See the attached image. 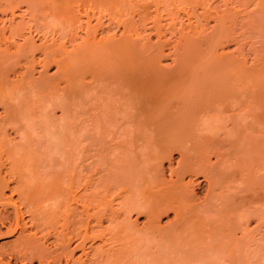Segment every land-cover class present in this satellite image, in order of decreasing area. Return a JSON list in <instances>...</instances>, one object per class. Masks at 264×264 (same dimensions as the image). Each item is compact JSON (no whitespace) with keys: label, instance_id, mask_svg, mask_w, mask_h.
<instances>
[{"label":"bare ground","instance_id":"6f19581e","mask_svg":"<svg viewBox=\"0 0 264 264\" xmlns=\"http://www.w3.org/2000/svg\"><path fill=\"white\" fill-rule=\"evenodd\" d=\"M218 1H220L221 3ZM218 1L214 3V1H211V0L210 1L209 0H183L182 2H184V5H182L181 2L177 3L178 0H154V1L151 0L149 2L147 0H144V1L143 0L142 1L141 0H0V6H5V8H10L12 10V12H11L12 15L14 14L13 8L20 6L21 3L25 2L27 4V5L24 4L26 6L25 8H27L28 11L31 12V14L33 12H35V14H37L39 17L41 16L40 18L43 17V19H45V21H47L46 17L49 14V16L51 15V16L55 17L56 19H58V21L60 20L59 22H61L62 24L64 23L65 26L69 25V27H71L70 25H72V24L78 23L79 27L81 26V28L82 27L84 28V34H85L82 36V38L79 42H76L77 43L76 45H73L72 48L69 47L70 49L67 48L68 46H67L66 42H67V40H69L70 42H73V41L75 42V37H73V36H75V32L72 30H71L72 34L70 35V37L68 39L65 38L66 39L65 41L57 42L56 39L53 38L51 41L46 40V41H43L40 45L39 44L37 45V44H35L36 42H34V39H33V41H32V39L29 40V38H30L29 37L25 40L23 39V41L20 44H16L15 49H13V51L10 50V46L12 45V43L7 44L6 45L7 47L4 45L6 47V49H3L0 52V105L3 107L2 113H4V115L2 114L3 117L0 118V133L2 130H4L6 128V125H8L7 123L10 124L12 122H15L16 120L21 118V116L25 117V114L23 116L24 112L23 113L20 112L17 109V105L15 106L14 103L12 104L8 100L11 96L14 97V95L10 91H12L14 89L16 90L17 88H19V85H17L15 83L16 81L14 82V80L10 78L12 75L13 76L14 75L20 76V74H21V76L20 77L18 76V77H19L21 83L23 84V85L22 84H20V85H22L23 87L28 85L31 87V90L34 89V91H36V92L39 90L41 91V89H39V88L42 87V88H45L48 91V93L51 94L50 96H52L54 94V95H57L58 97L59 96L62 97V100L67 99L70 101L74 98L79 97L80 94L82 93V91H83L82 89H84L82 86V84L84 82L83 76L86 73L90 72V74L92 73V75H97V76H99V78L103 77L104 80L108 81L106 87L109 86L107 88L108 89L107 90L106 87L104 86L105 83H103V85H101L103 90L105 92L107 90V93L110 95L111 99H113V94L118 95V98L120 99L121 103L124 105L123 109L125 108V111H126L125 114L128 115L126 117L127 120H128V117L130 116L131 121L133 120V122L135 123V127L134 128L131 127L129 129V131H132L135 133L136 130L139 129V131H140L139 133H141V134L143 133L142 134L143 136L140 134L136 135V133H135V136H137V139L135 136H134L135 137L134 138L133 135L132 136L130 135L129 140H131V137H132V140L134 138L137 142H139L141 139L142 144H140L138 146L141 147V145L144 144V147L145 148L147 147L146 150L143 152V155H142L143 157L140 156L141 161H137L139 159L134 157V156L128 157L130 159V162L128 163V165L125 166L124 170H122L123 169L122 167H120V168H122L121 171H120V169L118 171L116 170L117 171L116 174L118 177H120L118 172L120 171V173H121L120 174L121 177L118 178V180L112 181L110 178L111 181H109V180H107L108 178L107 179L105 178L107 181L106 180H104V181L108 182L107 184L105 182L106 188H104L105 184L102 183L103 181L100 182L102 184V187L105 189L103 194L108 195V193L109 194H110V192L114 193V191L118 192L117 194H120V195L122 192L125 193L126 195H124V196H126V197L125 198L123 197L122 198L123 201H121V202H123L122 206L125 207L127 212L129 210L131 212V211H133V209H135V212L137 210L138 214H139V212L140 213L143 212L144 215H147L146 217H148V218H146V220L147 219L149 220L148 221L149 224L145 223L146 225L144 224L143 227L145 228L148 226L147 227V228H149L148 232L146 231L147 228L145 229V232L150 233L151 236H152L153 232H156L158 230V227H156L157 224H155V223H156L157 218L161 215L162 210H166V214H167L168 213L167 210L170 211L172 209V211L174 210L173 212L176 213L175 214L176 217H179V218L184 217V219L183 218L178 219V222L181 220L179 222L180 225L183 224V226H180L178 224V226H180L179 228L182 231L184 230L183 231L184 233L182 232L183 237L180 235L176 236V235L171 234V235H166L167 238H165L166 236L163 238H165L166 241L171 242V243L168 242V245H167V250H169L168 251L169 253L172 252L173 254L175 253V255L181 254V253H183V251H185L186 253H190V255H192V257L189 256L190 258L186 259V260H192V258L195 257V256H193V254H194L193 252H195V251L194 250L192 251L193 248H191V247H190L191 249H189L188 246L186 247L188 249V251H186L187 250L186 248H185L186 250L185 249L183 250V248L180 246V241L182 239L185 240L186 238L189 239L190 241H192L191 239H193V237H195L198 234V231L201 229V227L198 225V227L196 226L197 229H195L191 225V223L192 224L195 223L194 216L191 215V214H193L192 212H195V213H198V212H196L197 207L191 206L193 203V201L191 199L192 198L191 196L193 193L191 194V192H189L190 190L186 189L187 187L189 188L191 186H188V183L186 182L187 180L185 181V177L188 176L187 174H193V175L197 176L200 172L203 173L204 176H206L208 178L207 180H209V187H210V190H209V187H208V190L206 188V191H209V192H207V196H206L205 200H203V202H205V201L206 202L203 204L207 205V207L209 205L208 209H210V208H216L217 207L216 204L219 203L220 205L218 204V207H217L219 209V214L223 213V211H226V210H223L221 207L224 208V206L228 203L227 199H226V196H228V194L225 195V193L222 190L226 186L228 181H230V180L233 181V179H234V176H233L234 173H232L233 175H231L229 168H231V169L236 168L237 169L240 167L238 164L241 163V160L239 162L235 161V162H238V164L236 163L238 167H236L235 162H234V166H231V164L228 162V158L232 157V155H238L241 152L243 154L245 153V152H243V147L241 144L242 142H239L240 141L239 139H241V138L238 139L239 141L238 140L236 141L235 137H233L234 133H235L234 129H236V126H238V128L244 127V128H248V129L250 127L251 131H253V129H252L253 125L252 124H254V123H252L253 121H251L252 124H251V126H249L250 123L247 125L246 123H243L241 119L235 120V117L233 118V115L235 113L236 118H238L239 114L240 115L243 114L244 111H247L248 114L250 113L251 115H258V116L264 115V111H262L261 109L258 110L259 104L261 105L260 102L264 103V101H261V100H264V89H262V87H261L262 81H264V59H262V61H261V59L258 58V61H261L262 63L255 61L254 65H257L255 67L258 68L259 71L255 70V69L251 70L245 66L242 59L239 58L240 56L238 57L234 52L229 51V49H228V51L226 49H224L225 44H227L230 41H232L233 43L235 42V44H238L239 43L238 40L240 39V37H242V35H241L242 32H244L243 34L245 35L246 31L248 33V31L251 32L253 30L255 32L256 30H254V29L249 30L246 27V25L243 26L245 21H243V24L241 25V27L242 26L244 28L246 27L245 31H242L243 27H242V29L239 28V23H237V16L241 17L240 13L242 11H239L240 8L242 7L241 5H240V7L238 5V8L235 5L236 7L235 6L234 7L236 9L231 5V7L233 9H235V10H233V9H230L229 7L223 8L225 5H226V7L228 6V3H226V2H228V0L227 1L224 0V3H222V0H218ZM242 1L244 2V0H242ZM260 1H264V0H260ZM260 1H258V0L255 1V4H256V2H257V5L258 4L260 5V3L262 4V2H260ZM73 2H77V4H78V5L76 4L77 6H79L80 4H83L84 6L85 5L89 6V8L92 7L93 12L99 13L98 17H96V20L94 21L95 23H92V21L90 20L92 17L89 19L91 14L89 13L90 12L89 9H88L89 11L85 9L86 7L84 8L85 9L84 13H85V16L87 17V19L85 22L83 21L85 24L80 22V20H81L80 18H82L80 16L83 15L84 13L80 15L78 7L76 9L73 8V6H74ZM230 2L232 4V1H229V4H230ZM250 2H252V0H247L244 3H246V4L248 3V5H249ZM223 4H224V6L221 7ZM253 4H254V0H253ZM170 5H173V6L169 7ZM79 7H81V6H79ZM256 7H258L257 9L254 7L257 11L256 14L258 13V15H259L257 17L260 18V19L256 18V19L260 20L258 22L259 25H257V27H264V25H262V23H264V20H261L262 18H264V15H262V11H261V13H260V11L258 12V10H260L262 7H264V5H262V7L261 6L260 7L256 6ZM242 10H244V9H242ZM261 10H264V8H262ZM81 11H83V10L81 9ZM87 11L90 15H88L86 13ZM29 12H27V13H29ZM245 12H247V10H244V12H242V13H244L243 14L244 17L241 19L242 20L243 19L244 20L249 19L247 25L249 24L250 27L252 26V24H256L254 22L255 17L252 15V13L248 12L250 14V15H248V13L246 14ZM24 13H23V15H24ZM101 15L106 16L105 18H106L108 24L105 22L107 24V26H104V27H106V29L105 30L102 29L104 33H101L102 32L101 31L100 32L101 35L99 36L97 34L99 32L97 28L99 26H101L104 22V21H102L103 17L101 18ZM182 15L187 16V20H188L187 22H184V20L182 21V19H180ZM261 15H262V17H260ZM247 17H249V18H247ZM94 18H95V16H94ZM176 18H179V21H177ZM212 18L214 19L213 24H211L212 26L210 29H207L206 25L210 22V20H212ZM11 19H12V16H11ZM31 20H32V18H31ZM23 22L25 23L26 21L23 20ZM23 22L10 23V25L8 27L3 26L4 27L2 29L3 32L0 33L1 34L0 40L10 39V37L7 36L8 34L6 35V31H9V35H14V34H20L21 35V34H23L22 30L24 29V27H26L25 26L26 23L24 24ZM3 24H5V23H3ZM113 24L118 29H120L119 35L116 34L117 29H114V27L111 26ZM234 24H236L238 27L235 26ZM110 26L113 27L114 32L111 31L112 28L110 29ZM79 27H78V30H79ZM71 29H72V27H71ZM109 30L112 33H108ZM45 31H46V29H45ZM238 31L240 32V34H238L239 33ZM257 32L258 31H256L255 33H257ZM262 33H264V32H262ZM168 34H170L169 35L170 37H168ZM46 35H47V33H46ZM153 35L156 37V39H154V40H153ZM239 35H241V36H239ZM171 36H176V37L173 40L171 38ZM254 36L257 37V35H254ZM37 38H38V36H37ZM251 40H252V38H251ZM252 41L254 42L257 40H252ZM10 42H12V41H10ZM173 42H174V44L171 45V43H173ZM13 43H15V42H13ZM241 44H244V43H241ZM259 44H256V45L258 46ZM169 45H171L170 47L173 46L174 50L173 49L172 50L174 51V53H177L176 54V56H177L176 62L177 63L174 64V66H176L175 70L173 67H172L173 69L172 68L170 69L171 66L169 68H167L168 70L170 69L171 71L174 70L173 72H170V73L166 70L165 67L167 65L165 66V63H164L165 70H164V68H162V65H161V61L163 60V57L165 58V56H166L165 48ZM256 45H254V46L256 47ZM261 45H262V43H261ZM260 46H258V48ZM261 51L264 52V49H262ZM254 52H255V49H254ZM254 52H253L252 57L256 56V54L254 55ZM38 53L41 54L42 57L38 58V56H37ZM37 63L39 65L41 64L43 66V69H45L44 70L45 72H46V68L48 69L47 66H49L51 63H53L57 67V73L53 77L50 78V77H47L44 74L45 73L44 72L40 75V77L35 78L33 76V71H34ZM20 66H22L23 69ZM260 66H262V67L260 68ZM18 67L21 70L20 74H17V72L20 71V70H18ZM55 72H56V70H55ZM52 75H53V73H52ZM85 77H86V75H85ZM61 83H63L62 86H61ZM97 83H99V81ZM84 84H85V82H84ZM111 85H112V87H111ZM245 85H247L248 87H246ZM245 87L247 88V90L245 89ZM99 88H100V85H99ZM242 88H244L245 90H243ZM85 90H87V89H85ZM241 91L242 92L246 91V93L248 94V97H247L248 99L245 97L246 93L245 92L242 93ZM42 92H43V89H42ZM40 93L41 92H39L37 94L39 95ZM37 94H35V95H37ZM42 95L45 96L44 94H42ZM91 95H92V93H91ZM40 96H41V94H40ZM104 96L105 95H103V97ZM242 96H243V98H242ZM107 97H109V96L107 95ZM107 97H104V98L107 99ZM238 97H239V99H238ZM38 98H39L38 100L35 99L36 102L37 101L39 102V100L41 98H44V97L41 96V98H40L38 96ZM91 98H92V96H91ZM249 98H251V101L253 102V104L251 101H250L251 104L247 103V102H249L248 100H250ZM10 99H12V97ZM13 99H15V97ZM242 99H245L247 102L244 100H243L244 101L243 102ZM19 100H20V98H19ZM67 100H66V103H67ZM24 101H25V99H24ZM27 101L29 102V100H27ZM257 102L259 104L256 105ZM24 103H26V102H24ZM63 103L65 104V102L62 101V104ZM240 103L245 104V106L248 110H245V108H244L245 106L243 107V105H241ZM62 104H61V106H62ZM122 104L118 103L117 106H119V108L122 109L121 108ZM21 105H22V103H21ZM240 105H241V110H244V111L241 113H238V115H237V112H235L234 110H236V109L238 110ZM262 106H264V104H262ZM262 106H260V108ZM66 107H67V105H66ZM68 107H70V106H68ZM242 107H243V109H242ZM257 107H258V109H257ZM31 109L32 110H30V113H31V111H33L32 107H31ZM262 109H264V108H262ZM232 110L234 111L233 113L227 114V112L230 113ZM72 112H74V111H72ZM25 113H27V112H25ZM98 113H99V111H98ZM0 116H1V114H0ZM99 116L100 115H98V118H97L98 122H93V124L95 123V125L97 123L98 126H99V123L101 122L99 120ZM108 116H109V119H110V117L111 118L113 117L112 114H110V113L108 114ZM242 116H246V115H242ZM249 116L250 115H247V117H249ZM105 117H103V118H105ZM100 118H102V117L100 116ZM126 118H125V121L123 118L122 123L125 122V124L126 123L128 124ZM201 118L203 119L202 124L200 122L198 124V126H200L201 129L204 126L209 132L204 133V132H197L196 131V129L198 128V127H196L197 121L200 120ZM250 118H252V117H250ZM109 119L106 118V120H108V122H109ZM113 119H114V117H113ZM252 119H255V122L257 123L256 118H252ZM262 119H264V117H262ZM110 120H112V119H110ZM129 120H130V118H129ZM222 120H224V121L228 120V122L226 121L227 123H229V120H231V122L233 120L234 121L232 122L233 124H230L231 127L227 128V127H225V124L222 123ZM237 120H239V121H237ZM93 121H96V120L93 119ZM120 121H121V119H120ZM235 121L240 122L239 125ZM76 123H77V121H76ZM244 124H246L248 127L245 126ZM52 125H50V126H52ZM130 126H132V124ZM12 127H14V125ZM91 127H92V125H91ZM13 129L18 130V128H13ZM132 129H134V130H132ZM221 129L225 130L223 137L220 136V134H221L220 130ZM83 130H84V128H83ZM110 130H112V129L110 128ZM129 131L127 130V132H129ZM112 132H111V134H113ZM245 134H247V133H245ZM65 135H68V134H65ZM90 135L92 136L94 134L92 133ZM240 136L241 135H238V137H240ZM248 136H250V135H248ZM142 137H144L147 141L142 140ZM56 138H58V137H56ZM242 139H244V138H242ZM91 140H92V138H91ZM141 142H139V143H141ZM259 142L261 143V141H259ZM75 144L79 145V143L78 144L75 143ZM262 144H264V143H262ZM2 146H6V148H8L7 145H5V144ZM24 146L29 147L27 145H24ZM49 146H50V144H49ZM246 146H244V147L246 148ZM26 147H24V148H26ZM4 148H3V150L0 149L1 150L0 151V201L8 198V196L10 195V194H8L6 196V192H5L6 189H9V190L11 189L12 191H15L18 194L20 199L17 197L19 199V201L17 199L13 200V204L17 207L15 209V214L13 215L14 217L7 215V210H6L3 212V215H2V213H0L2 216V218H0V221L2 219V221L0 223L2 224L4 219H5L4 222H6V221H8L6 219H9V221H10L13 218L12 220H14L15 226L12 224L13 225L12 228H14V227L15 228H14V230L10 229V232L12 233L13 231H15V229L17 231L18 228H19L18 230H20V231L18 232L19 235H18L17 239L15 240L16 242H12L13 244L12 243L9 244V242H6V244H5L3 242V244L0 245V247L2 246L1 247L2 250L0 249V264H12L10 262L12 260H9L10 258H6V257L8 255L12 257V255H14V254L17 255V258L20 260L21 264H25V262L23 260H25L29 264H34L33 263L34 260H37V262H39L38 264H76V263H78V260H77V256L75 257V250L81 249V248H82V251L85 252V255H84L85 260H83L80 257L81 255L79 254L80 256L78 258H81V259H79V260H81V261H79V264H129V261H130L129 257L131 256L130 254H132V253L137 254L135 252L136 250H133L134 248L133 249L131 248L133 243H131L132 239H131L130 235H128L130 233V232L128 233V231L132 232V230H134V229L129 230L130 228H128L126 226L128 224L125 225L122 222V220H121V222L124 224V226L121 223L122 227L119 226L118 228H114V230L112 229L109 231H105L106 230L105 227L104 228L101 227L103 229L99 228L100 230L99 229L96 230L97 229V228L95 229L96 226L94 227V225L92 224L93 220H95V223H97V222L100 223V225H98L100 227L102 224V221H104V219H102V218L109 217L111 222L109 221L108 218L107 219L111 224H112V222L113 223L115 222L114 219L118 218L119 214L117 215L118 211H115V209L111 210V208H110L109 210H107L106 207H104V208L100 207L104 202H106V200H109L107 198H105V200H104V197H106L105 195L102 196L101 192H100L101 193L100 195H99V192L97 193L100 196L99 197L100 200H101V196L103 197L102 200H104V201H102L101 205L98 204V202L97 203L95 202L96 201L95 199L98 198V196L96 194H95L96 195L95 196L94 194L89 193L88 197L83 195V197L85 196L84 199L86 198V200L84 201V204H82V207H80L81 209L78 208V206H76L77 204H75V206H74V203H73V207H70L72 204L68 203V200L69 199H74V200L78 199L77 197H75L76 195L73 193V190L71 189L72 187L67 188L68 186L67 187L66 186H64V187L58 186L59 185L58 180L54 179L55 181H47V180H44L43 177L41 180L39 178V181L36 184H33V185L31 183L29 184V182H27V179L24 178V176L22 177V175H24V173H23L24 170H26L25 168H22L23 162H25V161L28 162V160H25V159H28L27 158L28 156L24 158V153H23V158L22 157L18 158L17 156H16L17 158L15 156H14L15 157L14 158L11 155L14 154L13 153L14 151L15 152H17V151L16 150L13 151L12 146H11L12 150H11V148L7 149V150H5L6 148L5 149ZM50 148L53 149L54 147H50ZM173 149H176V150L178 149L179 156H181V157H179L177 166L171 167V169L169 168L171 170V176H170V179L166 178L167 179L166 180L164 178V176L162 175V172H163L162 168L163 167L165 168L163 163L165 162L166 158L171 159V155H173L171 153V151ZM255 149H256V146H255ZM140 150L141 149H139V153H140ZM248 151H250V149H248ZM22 152H24V151H22ZM135 152H136V150H135ZM173 152H175V151H173ZM253 152H256V151H253ZM257 152H259V151H257ZM141 153L139 155H141ZM209 153H213L214 155H216V158L218 161L214 157V162H213V160H211V162H210L211 158L208 155ZM4 154L11 156L12 159H10L9 156H5ZM25 154H26V152H25ZM243 154L242 155L239 154L240 158L244 156ZM31 155H30L29 159H31ZM262 155H264V154H262ZM255 156L257 157L258 155H255ZM255 156L253 157V160H254ZM141 157H142V159H141ZM236 157H235V160H236ZM7 158L10 161L6 162ZM36 158H35V160H36ZM134 158H135V160H134ZM68 159H69V157H68ZM124 159H126V158H124ZM132 159H133V161H132ZM169 159L167 161L171 163V161ZM233 159H234V157H233ZM233 159L231 158V159H229V161L233 160ZM248 159H249V157H248ZM5 162L8 163V165H6ZM26 162L24 163V167L26 165H28V163H26ZM257 163H258V160H257ZM41 164L42 163H40V166H41ZM68 164H67V166H68ZM253 164H255V163H253ZM261 164H262V162H261ZM65 165H66V163H65ZM244 165H245V163H244ZM56 166L57 165L55 164V167ZM60 166H62V165H60ZM126 167H129V168H126ZM242 167H244V166H242ZM31 168H33V167H31ZM68 168H66V169H68ZM74 168L76 170V167H74ZM244 168H242V169L240 168L238 170L235 169V172L236 171L241 172V170L244 171ZM108 169H109V167H108ZM36 171H34L32 173H36ZM239 172L237 173L238 175L240 174ZM113 173H114V171H113ZM38 174H40V173H38ZM238 175H236V176H238ZM33 176H35V175L33 174ZM84 176H88V175H84ZM189 176H191V178L188 177V181H190V179L192 181V179H193L192 175H189ZM70 178H71V176H70ZM257 178H258V181H259V179H261V178H259V176H257ZM24 179H26V180H24ZM57 179H59V178H57ZM101 179H103V178H101ZM29 180H30V178H29ZM85 182H86V180H85ZM12 183H14V184H12ZM248 183L251 184V179L248 181ZM75 184H76V182H75ZM189 184H190V182H189ZM231 184H233V183L231 182ZM231 184H230V186H231ZM190 185L193 186V190H194L195 184L194 185L190 184ZM72 186H74V185H72ZM59 187H61L63 189L66 188V189H64L65 192L63 189H61L62 190L61 191L59 189ZM74 187H77V186L75 185ZM256 187L258 188V185H256ZM262 187H264V186H262ZM31 188H33V189H31ZM86 188H87V186H86ZM233 188L234 187H232V189ZM262 189H264V188H262ZM257 190H259V189H257ZM89 191H91V190H89ZM188 192L191 194V196H189ZM77 195H79V194H77ZM120 195H118L117 197H119ZM246 195L247 194H245V196ZM255 195L256 196H254V198L257 197V194H255ZM12 196L13 195H11L10 197H12ZM198 196H200V195H198ZM245 196L244 195L242 196L244 198L241 197L243 203L245 202V198L247 199V201L249 198V197H245ZM247 196H249V195H247ZM258 196H260V195H258ZM262 196H264V195H262V193H261L260 197H262ZM79 197H81V194ZM114 197H115V195H114ZM49 198H57V200L60 199L59 204L62 202L61 203L62 206H60L61 204L58 205V202L56 204L58 205L57 208L59 206L60 207L64 206V210L61 208L63 210V212L58 214V216L62 215V217L58 218V216H56V215H48L47 211L43 212L44 210L42 211L41 209H40V211H41L40 213L41 214L44 213V214H42L41 217H39V215H37L38 210H36V208L40 207L38 205L40 204L42 206L41 202H43V201H45V199H49ZM99 198L97 199L98 201H100ZM111 198H112V195H111ZM251 198H252V196H250V199ZM254 198L252 199L253 201H255ZM64 199H66V200H64ZM202 199H204V197ZM8 200H11V199L8 198L6 200V202ZM20 200H21V204L24 207H26L28 209V211L30 212V213L29 212L28 213L31 214L30 215L31 217L29 216L31 218V220H30L31 224L30 223L29 224L31 225V227L34 228V230L29 231L28 226L30 227V225L27 226L26 220H23L24 218H22V216H24V214H22V213L27 212V211H21L23 209V206H22V209H21V207H18L19 205L17 203H19ZM63 200L65 202H63ZM93 200H94L95 204L93 203ZM120 200H121V198H120ZM194 200H197V199H194ZM70 201L72 202V200H70ZM199 201H202V200H199ZM234 201H235V199H234ZM257 201H259V200H256V202ZM232 203H235V202H232ZM243 203H242V205H244V206L242 208L246 207L245 205H247V204H243ZM0 204L3 205V204H7V203H3V201H2V202H0ZM21 204H20V206H21ZM69 204H71V205L69 206ZM213 204H215V205H213ZM251 205H249V207H252ZM233 206H235V205H233ZM60 207H59V210L57 209L59 212L62 211V210H60ZM109 207H110V205H108V208ZM202 208L200 210L198 207V209H199L198 211H202ZM4 209H5V207H4ZM191 209H194L195 211H192ZM221 209L223 210L222 212L220 211ZM90 210H92V211H90ZM244 210H245V208H244ZM50 212L52 213V211H50ZM50 212H49V214H50ZM4 213H6V214L4 215ZM45 213H47L46 216H45ZM246 213L245 212L241 213L239 218H238V221L236 220V223H238L237 226L239 228H240L239 225L241 223L243 224L244 221L247 220V214ZM252 213H255V212H252ZM224 214H225V212H224ZM236 214H237V211H236ZM188 217L193 218L194 219L193 222H191L192 220L191 221L190 220L185 221ZM196 217L197 216H195V218ZM190 218H188V219H190ZM208 218H209V220H211V216ZM23 221H25V222H23ZM211 221L209 222V224L212 223L214 220L212 222ZM118 222H120V221H118ZM118 222H115V223L117 224ZM226 222H227V220L224 223H226ZM115 223H114V225H115ZM227 223H229V222H227ZM231 223H232V221L230 222V227H231ZM220 225H221V223H220ZM225 225H227V224H225ZM188 226H189V228H186ZM217 226L214 225L215 228ZM227 226L229 227V225H227ZM233 226L235 227V225H233ZM233 226H232V228H230V229H232V231H233ZM174 227H175V225H174ZM214 227L212 229H215ZM244 227H246V226H244ZM171 229L173 230L174 228L171 227ZM218 229H220V228H218ZM218 229H217V231H218ZM221 229H223V228H221ZM221 229H220V231H225V233H223L224 235H226L228 233V231H230V229L229 230L226 229L227 230V233H226V230H224V229L221 230ZM242 229L243 228L241 227L240 231ZM246 229L244 228V230H246ZM137 230H139V229H137ZM236 230L238 231L237 228H236ZM246 231H248V229ZM38 232H40V234H38ZM208 232H209V230H208ZM210 232H212L211 229H210ZM167 233L169 234L168 231H167ZM242 233H243V231H242ZM209 234H211V233H209ZM223 234H222L221 238L223 237ZM246 234H249V232H247ZM51 235L53 236L52 241H53L54 246L52 247L50 245L51 246V248H50L48 246L49 242L47 243V241H49V236H51ZM96 235H99L102 238L101 239L103 242L102 247L95 249V247L93 248V246H92L93 249H91V247L89 248L92 250L91 252H89L90 250L86 251L85 250L86 242H88L91 238H94ZM217 235H219V234H217ZM217 235L215 236V232L212 235V236L216 237L215 240H216V242L218 241L217 243L215 242V240H213L215 237H212L213 239L210 238V241H211V239H212L211 242L214 241L212 243V245H214V243L216 244L215 246L219 248L218 249L219 251H221V253L219 252L220 255L223 253L222 251L226 252L228 250L229 252H233V250H235V248L237 246H235V247L233 246L234 248L228 246L230 249L233 248V250H229V248L226 245L224 247V244H227V243L229 245L230 244L233 245V241H234L233 238H232L233 239L232 243L231 242L229 243L228 239H227L228 242L225 243L224 242L225 239L224 240L222 239V241H220V239L217 240L218 239ZM228 235H229V233H228ZM241 236H243L245 239L244 234ZM169 237H170V239H168ZM198 237H196V238L198 239ZM226 237L227 236H225V238ZM243 237H240V238L243 239ZM76 238H78V239L76 240ZM74 239L76 240V242L77 241L78 242L76 243L74 241ZM129 239H130V241H129ZM179 239H180V241H178ZM133 240H135V241H133L135 243L134 247L138 248V246L136 244V241L138 239L137 240L133 239ZM189 240L187 241L188 242L187 245L191 246L192 242H189ZM144 242H145V240L142 243L144 244ZM182 242L183 241H181V243ZM219 242H224V244L222 243L223 246H221V248L224 247V248H222L223 250L222 249L220 250L219 245H217V244H220ZM238 242H237V244L243 243V242H241V240L239 243ZM72 243H73V245H72ZM107 243L108 244L110 243L109 245L111 247H109V245H108V247H104L107 245ZM111 243H117L118 246L117 245L114 246V244H111ZM149 243H151V242H149ZM160 243L162 244V242H160ZM183 243H185V242H183ZM49 244H51V243H49ZM152 244H154V243H152ZM222 244H220V245H222ZM197 245H199V244H197ZM209 245H211V244H209ZM205 246L208 247V244L204 245L203 248ZM215 246H214V249L211 246V248L214 251L217 249ZM200 247H202L201 244H200ZM200 247H199V250H200ZM244 247H246V246H244ZM261 247H264V245H262ZM251 248H253V247H251ZM140 249H141V246H140ZM206 249L208 250V248H206ZM209 249H210V247H209ZM224 249H226V250H224ZM131 250L134 252H132ZM138 250H139V248H138ZM252 250H251V252H252ZM260 250H262V248ZM161 251H163V250H161ZM165 251H166V249H165ZM254 251H256V250H254ZM262 251H264V250H262ZM147 252H149V251H147ZM229 252H227V253H229ZM235 252H236V250L233 253H235ZM4 253L6 255H7V253H9V254L7 256L5 255L4 256L5 258H4L2 256V255H4ZM144 253L146 255H149L146 252H144ZM191 253H193V254H191ZM198 253H200V252H198ZM227 253H225V254L228 256V259L234 260V261H229V262H233L232 264H235V261H237L236 264H240L241 262H244V261L238 262L239 257H237L238 258L237 259L235 256H237L239 254L233 255V253H232V255H231V253H229V255H228ZM139 254L137 255L138 257H139ZM155 254H159V251H157ZM155 254L153 252V255H155ZM92 255H93V257H92ZM14 256L12 257V259L15 258ZM158 256L160 257L161 254ZM232 256L235 259L231 258ZM159 257H157V258H159ZM163 257L164 256H162L161 258H163ZM171 257L173 258L172 255H171ZM175 257L179 258L177 255ZM17 258H15V261H14L15 264L17 263V260H16ZM133 258H134V255H133ZM149 258H150V255H149ZM161 258H160V260H161ZM176 258H175V260H176ZM195 258L197 259V257H195ZM251 258H252V256H251ZM5 259L8 261H6ZM170 260H172V259H170ZM193 260H195V259L193 258ZM221 260L223 261V258H221ZM225 260L227 262V259H225ZM134 261H137V260H134ZM167 261H168V259H167ZM163 262H164V259H162V263ZM172 262L173 261H171V263ZM229 262H227V263H229ZM246 262L247 261H245L244 263H246ZM130 263H131V261H130ZM133 263L135 264V262H133ZM168 263L171 264L170 262H168ZM175 264H177V263H175Z\"/></svg>","mask_w":264,"mask_h":264},{"label":"rangeland","instance_id":"374dc122","mask_svg":"<svg viewBox=\"0 0 264 264\" xmlns=\"http://www.w3.org/2000/svg\"><path fill=\"white\" fill-rule=\"evenodd\" d=\"M142 1V0H141ZM144 1V0H143ZM148 2L149 1H151V0H147ZM154 1V0H153ZM183 0H178V2L177 3H182V5H184V2H182ZM210 1V0H209ZM211 1H214V3L215 2H217L216 0H211ZM227 1V0H226ZM229 1H232V4H231V2H230V4H229ZM235 1V2H234ZM228 0V2H226V3H228V6L226 7V5L224 6V4L221 6V7H223V8H230V9H233L232 7H231V5L234 7L235 5L237 6V8H238V5H239V7H240V5L242 6L241 8H240V10L239 11H242V12H244V10H247V12H245L246 14L249 12H251L252 13V15L255 17V20H254V22L256 23V24H252V28L249 26V24L247 25V23H248V21H249V19L248 20H242L241 18H243L244 17V13H240L239 15L241 16V17H238L237 16V23H239V28H241L242 29V27L243 26H245L246 25V27L250 30V29H254V30H256V31H258L257 33H255L253 30L251 31V32H249L248 31V33H247V31L245 32L246 34L244 35L243 33L244 32H242V37H240V39L238 40V44H235V42L233 43L232 41H230V42H228L227 44H225V47H224V49H226L227 51H228V49H229V51H231V52H234L239 58H241L242 59V61H243V63L245 64V66L247 67V68H249V69H255V70H258V68H256L255 66H257V65H254L255 64V61H257V62H261L262 61V59H264V52H262L261 50L262 49H264V33H262V32H264V27H257V25H259L258 24V22L260 21L259 19V17H257V16H259L258 15V13L256 14V9L258 8V7H256V6H261L262 7V5H264V1H260V0H258V1H260V2H262V4L260 3V5L258 4L257 5V2H256V4H255V1H257V0H254V4H253V0H252V2H250V4L248 5V3L246 4V3H244L245 1H247V0H244V2L242 1V0ZM218 2H220V1H218ZM221 3V2H220ZM222 3H224V0H222ZM238 3V4H237ZM253 5H252V4ZM24 4H26L25 2H23V3H21L20 4V6H17V7H14L13 8V11H14V14L12 15V10L10 9V8H5V6H0L1 8H0V33H2L3 31H2V29L6 26V27H8L9 25H10V23H17V22H23V20H25L26 22V27H24V29L22 30L23 31V34H14V35H9V31H6V35L7 36H9L10 37V39H8V40H4V39H2V40H0V52L3 50V49H6V45L7 44H11L12 43V45L10 46V50H12L13 51V49H15V46H16V44H20L22 41H23V39L25 40V39H27V38H29V40H31L32 39V41H33V39H34V42H36L35 44H41L43 41H46V40H48V41H51L53 38L54 39H56V41L57 42H60V41H65L66 39H68L69 37H70V35L72 34V31H74L75 32V36H73V37H75V42L73 43V42H70L69 40H67V42H66V44H67V48L68 49H70V48H72V46L73 45H76L77 43L76 42H79L80 40H81V38H82V36L83 35H85L84 34V28L82 27L81 28V26L79 27L78 25V23H75V24H72V25H70L71 27H72V29H71V27H69V25L68 26H65V24L63 25L61 22H59L58 21V19H56L55 17H53V16H49V14H48V16L46 17V20L47 21H45V19H43V17L42 18H40L37 14H35V12H33L32 14H31V12H29L28 11V9L27 8H25L26 6L24 5ZM77 4V2H73V8L74 9H76L77 7H78V9H79V14L81 15V14H83L84 13V10L86 9V10H90V14H91V16L89 17V19L92 21V23H95L94 21L96 20V17H98V14L99 13H97V12H93V10H92V7H90L89 8V6H84L83 4H80L79 6H81V7H79V6H77L76 5ZM22 5V6H21ZM27 5V4H26ZM181 5V6H182ZM255 5V6H254ZM173 5H170L169 7H172ZM235 6V7H236ZM256 8H254V7ZM86 7V8H85ZM234 7V8H235ZM247 9H246V8ZM5 8V9H4ZM85 8V9H84ZM262 8H264V7H262ZM261 8V9H262ZM8 9V10H7ZM25 9V10H24ZM81 9L83 10V11H81ZM236 9V8H235ZM235 9H233V10H235ZM242 9H244V10H242ZM258 10V12L260 11V13H261V11H262V15H264V10ZM88 10V11H89ZM232 10V11H233ZM88 11L86 12L88 15H90L89 13H88ZM25 12V13H24ZM27 12H29V13H27ZM82 12V13H81ZM94 14H93V13ZM4 13V14H3ZM11 13V14H10ZM23 13H24V15H23ZM248 13V15H250ZM32 16H31V15ZM86 14V15H87ZM93 14V15H92ZM36 15V16H35ZM262 15L260 16V17H262ZM11 16H12V19H11ZM15 16V17H14ZM22 16V17H21ZM24 16V17H23ZM94 16H95V18H94ZM183 16V15H182ZM181 16V18L180 19H182V21L184 20V22H187L188 20H187V16L186 15H184L183 17ZM247 16V15H246ZM80 17H82V18H80L81 20H80V22H82V23H84L85 21H86V19H87V17L85 16V13L83 14V15H81ZM103 17V19H102V21H104L103 22V24L101 25V26H99L97 29H98V35L100 36L101 35V33H104L103 32V30L102 29H106V27H104V26H107V20H106V16H103V15H101V18ZM186 17V18H185ZM7 18V19H6ZM22 18V19H21ZM31 18H32V20H31ZM247 18H249V17H247ZM256 18H259V19H256ZM246 19V18H245ZM176 20L177 21H179V18H176ZM193 20V19H192ZM213 18H212V20H210V22L206 25V27H207V29H210L211 28V24H213ZM258 20V21H257ZM261 20H264V18H262ZM36 21V22H35ZM41 21V22H40ZM84 21V22H83ZM243 21H245L244 22V24H243ZM5 23V24H3V23ZM34 22V23H33ZM107 24H106V23ZM253 22V23H254ZM262 22V21H261ZM24 23V22H23ZM24 23V24H25ZM47 23V24H46ZM29 24V25H28ZM85 24V23H84ZM243 24V26L241 27V25ZM261 24V23H260ZM45 25V26H44ZM67 25V24H66ZM235 26H237L236 24H234ZM255 25V26H254ZM262 25H264V23H262ZM4 26V27H3ZM44 26V27H43ZM111 26H113L114 27V29H117V31H116V34L117 35H119V32H120V29H118L114 24L113 25H111ZM110 26V29H111V31L112 32H114V29H113V27H111ZM47 27V28H46ZM66 27V28H65ZM78 27H79V30H78ZM238 27V26H237ZM245 27V28H246ZM43 28V29H42ZM76 28V29H75ZM245 28L243 27V30L242 31H245ZM256 28V29H255ZM45 29H46V31H45ZM67 29V30H66ZM83 29V30H82ZM72 30V31H71ZM76 30V31H75ZM247 30V29H246ZM45 31V32H44ZM102 31V32H101ZM110 30L108 31V33H112ZM8 32V33H7ZM43 32V33H42ZM81 32V33H80ZM101 32V33H100ZM239 32V31H238ZM254 32V33H253ZM46 33H47V35H46ZM80 33V34H79ZM107 33V32H106ZM105 33V34H106ZM28 34V35H27ZM49 34V35H48ZM74 34V33H73ZM79 36H78V35ZM82 34V35H81ZM238 34H240V32L238 33ZM260 34V35H259ZM1 35V34H0ZM170 34H168V37H170L169 36ZM241 35H239V36H241ZM248 35V36H247ZM252 35V36H251ZM254 35H257V37L256 36H254ZM28 36V37H27ZM37 36H38V38H37ZM47 36V37H46ZM2 37V36H1ZM46 37V38H45ZM50 37V38H49ZM175 37L176 36H171V38L174 40L175 39ZM44 38V39H43ZM62 38V39H61ZM66 38V39H65ZM77 38V39H76ZM251 38H252V40H259L258 42L257 41H252L251 40ZM40 39V40H39ZM154 39H156V37L153 35V40ZM262 39V40H261ZM261 40V41H260ZM2 41V42H1ZM7 41V42H6ZM10 41H12V42H10ZM4 42V43H3ZM13 42H15V43H13ZM17 42V43H16ZM40 42V43H39ZM70 42V43H69ZM257 42V43H256ZM2 43V44H1ZM233 43V44H232ZM241 43H244V44H241ZM252 43V44H251ZM260 43V44H259ZM261 43H262V45H261ZM174 44V42L173 43H171V45H173ZM256 44H259L258 46H260L259 48H258V46L256 45ZM6 47H5V46ZM171 45H169V46H167L166 48H165V54H166V56H165V58L163 57V60L161 61V65H162V68H164V63H165V68H166V70L170 73V72H173L174 70H175V67L176 66H174V64L175 63H177L176 62V54L177 53H174V49H173V46L172 47H170ZM254 45H256V47L254 46ZM70 47V48H69ZM262 47V48H261ZM2 48V49H1ZM173 49V50H172ZM250 49V50H249ZM254 49H255V52H254ZM259 49V50H258ZM260 51V52H259ZM253 52H254V55L256 54V56L255 57H252L253 56ZM257 52V53H256ZM246 54V55H245ZM38 58H40V57H42V55L41 54H39L38 53ZM260 56V57H259ZM167 58V59H166ZM246 58V59H245ZM252 58V59H251ZM258 58H260L261 59V61H258ZM259 59V60H260ZM256 62V63H257ZM262 63V62H261ZM173 65V66H172ZM171 66V67H170ZM22 69H23V67L22 66H20ZM48 67V69L46 68V72L44 71L45 69H43V66L40 64H38L37 63V65H36V67H35V69H34V71H33V76L35 77V78H38V77H40V75L42 74V73H44L47 77H53L56 73H57V67H56V65L55 64H53V63H51L49 66H47ZM170 67V69L173 67L174 68V70H168L167 68H169ZM254 67V68H253ZM262 66H260V68H261ZM41 68V69H40ZM165 68H164V70H165ZM172 68V69H173ZM18 70H20L19 69V67H18ZM55 70H56V72H55ZM259 71V70H258ZM21 73V70L20 71H18L17 72V74H20ZM52 73H53V75H52ZM85 75H86V77H85ZM84 76H83V81L85 82V84H84V82H83V84H82V86H83V88L84 89H82L83 91H82V93L80 94V96L79 97H77V98H74V99H72L71 101L70 100H67V103H66V100L65 99H63L62 100V97H58L57 95H52V96H50L51 94L50 93H48V91L45 89V88H42V87H40L39 89H41V91L39 90V91H34V89L33 90H31V87L30 86H22L23 84L21 83V81H20V79H19V77L21 76V74H20V76L19 75H12L10 78L11 79H13L14 80V82L17 84V85H19V88H17L16 90L14 89V90H12V91H10L13 95H14V97H15V99H13L14 97L13 96H11L12 97V99H8L9 100V102H11L12 104L14 103V105L16 106L17 105V109L20 111V112H24L23 113V116H24V114H25V117H22L21 116V118H19L18 120H16L15 122H12V123H7L8 125H6V128L4 129V130H2L1 131V133H0V149L1 150H3V148L5 147L6 148V146H2V145H7V147L8 148H4L5 150H7V149H10L11 148V146H12V148H13V151L14 150H16L17 152H13L12 154L13 155H11L12 157H22L23 158V153H24V158L25 157H27L28 159H25V160H28V162H26V163H28V165H26L25 167H24V163L25 162H23V166H22V168H25L26 170H24V175H22V177L24 176V178H26L27 179V182H29V184L31 183L32 185L33 184H36L38 181H39V178H40V180L42 179V177L44 178V180H47V181H55V180H58L59 181V185L58 186H62V187H64V186H68L67 188H71L72 190H73V193L76 195L75 197H77L78 199H69L68 200V203H71V204H69V206L70 207H73V203H74V206H75V204H77L76 206H78V208H80V207H82V204H84V201L86 200V198L84 199V197L86 196V197H88L89 195V193L91 194H96L97 196H98V198L100 197L99 195L102 193V196H106V197H104V200H105V198H107V199H109V200H106V202H104L103 204L105 205H103L102 204V201H104V200H102L103 199V197L101 196V200H100V198H99V200L100 201H98L97 199L98 198H96L95 200V202L97 203L98 202V204H102L100 207H102V208H104V207H106L107 208V210H109L110 208H111V210H114L115 209V211H118L117 212V215H118V218H116V219H114L115 220V222H118V221H120V222H118L117 224L115 223V225H114V223L112 222V224L110 223L111 222V220H110V218L109 217H104V218H102V219H104V221H102V224H101V226L99 227L98 225H100V223L99 222H97V223H95V220H93V222H92V224L94 225V227H95V229L96 230H98L99 228L100 229H103L104 227L106 228V230L105 231H109V230H114V228H118L119 226H121V223L123 222L125 225L126 224H128V225H126L128 228H130L129 230H132V229H134V230H132V232L131 231H128V235H130V237H131V243H133V245L131 246V248L133 249V250H136L135 252L137 253V254H134V253H132V254H130L131 256L129 257V259H130V261H131V263L132 264H134L133 262H135V264H169L168 262H170L171 263V261H173L171 264H175V263H177V264H232L233 262H229V261H234V260H230V259H228V256L225 254V253H227V252H229L228 250L226 251V252H224V251H222L223 253L220 255V253H221V251H219L218 249V247H216L215 245V243H214V245H212V243L214 242H211L212 241V237H215L217 234H219V235H217V240H219L220 239V241H222V239L224 240V242L226 243V242H228L229 241V243L231 242L232 243V241H233V239H234V241L236 242H234L233 241V245L232 244H224V242H219L220 244H224V247H225V245L228 247H235V246H237L236 248H235V250H236V252L235 253H233L235 250H233V248L232 249H230L229 247V250H233V252H229V253H231V255H232V253H233V255L234 254H239V255H237V256H235L236 258L237 257H239V260H238V262H241V261H247L246 263H244V262H241L240 264H264V251H262V250H264V247H261L262 245H264V196H262V197H260L261 196V193H262V195H264V189H262V188H264V187H262V186H264V155H262V154H264V144H262V143H264V119H262V117H264V115H251L250 113L248 114V112L247 111H244V110H241V105H243V107L245 106V104H241L240 105V109L238 108V110L236 111V110H234L235 112H237V115H238V113H241V112H243L244 111V113L243 114H239V117L238 118H236V115H235V113H234V115H233V118L235 117V120L236 119H241L242 120V122L243 123H246L247 125L250 123V125L249 126H251V124L252 123H254V124H252L253 125V127H252V129H253V131H251V128L249 127V129L248 128H238V126H236V129H234V131H235V133H234V136L233 137H235V140L237 141L239 138H241V139H239L238 141L239 142H242L241 144H242V147H243V152H245L244 154L241 152V153H239L240 155H244L243 157H241L240 158V155L238 154V155H232V157H230V158H228V162L231 164V166H234V162L235 161H240L241 160V165L240 164H238V162H235V165H236V167H238L237 166V164L240 166L239 168H235L236 170H238V169H242V168H244V171L243 170H241V172H239L240 174L238 175L236 172H235V169L233 168V169H231V168H229L230 169V172H231V175H233L232 173H234V179H233V181L232 180H230L233 184H231V182L230 181H228L227 182V184H226V186L223 188V192L225 193V195H227L228 194V196H226V199H227V204L224 206V208L223 207H221L223 210H226V211H223L222 209L220 210L221 212L223 211V213H220L219 214V209L217 208L218 207V204H216V208H210V209H208V207H209V205H208V207H207V205H205V204H203V203H205V202H203V200H205V198H206V196H207V192H209V191H206V188H207V190H208V187H209V180H207L208 178L206 177V176H204V174L203 173H199L197 176L196 175H193V174H187L188 176H186L185 177V181L188 183V186H191V187H187L186 189L187 190H190L189 192H191V194H192V196H191V194L188 192V194H189V196H191L192 198V201H193V203H192V207H197V211L196 212H198V213H195V212H192L193 214H191L192 216H194V219L193 218H190V217H188V218H190V219H186L185 221H187V220H192L191 222H193V220L195 221V223H191V225L195 228V229H197V227H198V225L201 227V229L198 231V236L196 235L195 237H193V239H191L192 241H190L189 239H185V240H181V241H183V242H185V243H181V241H180V239L178 240V241H180V246L183 248V250L188 246V248L189 249H191V248H193L192 249V251L194 250L195 252H193V253H191V254H193V256H195V257H197V259L195 258V257H193L195 260H193V258H192V260H186V259H189L190 257H192V255H190V253H186L185 251H183V253H181V254H176L179 258H176L175 256V253L173 254L172 252H168L169 250H167V245H168V242H170V241H166V239L165 238H167V236L166 235H171V234H173V235H176V236H182V234L184 233L179 227L180 226H183V224L182 225H180V221L178 222V219H184V217H182V218H179V217H176L175 216V212H173L172 211V209L169 211V210H167V214H166V210H162L161 211V215L157 218V220H156V223L155 224H157L156 225V227H158V230L156 231V232H153L152 233V236L150 235V233H147L148 232V229L149 228H147V227H143V225L145 224V223H147V224H149L148 223V219L146 220V218H148V217H146L147 215H144L143 214V212L142 213H140L139 212V214L137 213L138 211L136 210V212H135V209H133V211H131L130 212V210L127 212L126 211V209H125V207L124 206H122L123 204V202H121V201H123L122 200V198L124 197H126V196H124V195H126L125 193H121V195L120 194H117L118 192H116V191H114V193H111L110 192V194L108 193V195H106V194H103V192L105 191V189L104 188H106V184L108 183V182H106L107 180H109V181H115V180H118V178H120L121 177V173H120V171H121V169L122 170H124V168H125V166L126 165H128V163L130 162V159L128 158V157H132V156H134V157H136V158H138L139 160H137V161H141L140 160V156H142L143 155V152L146 150V148L144 147V144L143 145H141V147H139L138 145H140V144H142V142H141V139H140V141L139 142H141V143H139V142H137L134 138L136 137V139H137V136H135V133H136V135L137 134H140V135H142L141 133H139L140 131H139V129L138 130H136V132L134 133V132H132V131H129V129L132 127V128H134L135 127V123L133 122V120L131 121V117L129 116L128 117V120H127V116L128 115H126L125 114V108L123 109V107H124V105L121 103V101H120V99L118 98V95H115V94H113V99H111V97H110V95L107 93V88L109 87H106V85H107V83H108V81H106V80H104L103 79V77H101V78H99V76H97V75H92V73L90 74V72H88V73H86ZM19 76V77H18ZM93 77V78H92ZM97 77V78H96ZM18 78V79H17ZM89 79V80H88ZM99 79V80H98ZM50 80V79H49ZM96 80V81H95ZM20 81V82H19ZM99 81V83H97ZM101 81V82H100ZM19 82V83H18ZM103 83H105L104 84V86L106 87V92L103 90V88H102V86L101 85H103ZM20 84H22V85H20ZM63 85V83H61V86ZM88 85V86H87ZM99 85H100V88H99ZM110 85V84H109ZM103 86V87H104ZM246 87H248L247 85H245ZM27 87V88H26ZM89 87V88H88ZM93 87V88H92ZM111 87H112V85H111ZM245 87V89L247 90V88ZM261 87H262V89H264V81H262V85H261ZM98 88V89H97ZM37 89V88H36ZM42 89H43V92H42ZM85 89H87V90H85ZM243 90H245L244 88H242ZM38 90V89H37ZM18 93H17V92ZM34 91V92H33ZM85 91V92H84ZM104 91V92H103ZM9 92V93H10ZM36 92V93H35ZM39 92H41L40 94H41V96L42 97H44V98H41V96H40V94L38 95L37 93H39ZM47 92V93H46ZM242 92V91H241ZM245 93H246V91H244ZM244 92H242V93H244ZM91 93H92V95H91ZM35 94H37V95H35ZM42 94H44L45 96H43ZM11 95V94H10ZM48 95V96H47ZM101 95V96H100ZM103 95H105L104 97H107V95L109 96V97H107V99H105L104 97H103ZM116 97H115V96ZM38 96L41 98L40 100H39V102L37 101L36 102V100H38L39 98H38ZM91 96H92V98H91ZM241 96V95H240ZM244 96V95H243ZM243 96H242V98H243ZM50 97V98H49ZM57 97V98H56ZM245 97L247 98L248 97V94L246 93L245 94ZM19 98H20V100H19ZM117 98V99H116ZM241 98V97H240ZM24 99H25V101H24ZM36 99V100H35ZM238 99H239V97H238ZM237 99V100H238ZM248 99V98H247ZM250 100H248L249 102H247L245 99H242V101L244 100V101H246L247 103H250L251 104V98H249ZM27 100H29V102L27 101ZM63 102H65V104L67 105V107H66V105L63 103L62 104V101ZM65 100V101H64ZM13 101V102H12ZM26 102V103H24V102ZM71 103H70V102ZM240 101V100H239ZM243 101V102H244ZM251 101V102H250ZM261 101H264V100H261ZM245 102V103H246ZM21 103H22V105H21ZM38 103V104H37ZM43 103V104H42ZM69 103V104H68ZM118 103L119 104H122V106H121V108L122 109H120L119 108V106H117L118 105ZM261 103V105L257 102L256 103V105L257 104H259V109H258V107H257V109L258 110H262V111H264V109H262V108H264V106H262V104H264V103H262V102H260ZM26 106H25V105ZM61 104H62V106H61ZM228 104V103H227ZM252 104H253V102H252ZM28 105V106H27ZM32 105V106H31ZM97 105V106H96ZM111 105V106H110ZM249 105V104H248ZM247 105V106H248ZM36 106V107H35ZM68 106H70V107H68ZM109 106V107H108ZM260 106H262L261 108H260ZM24 107V108H23ZM31 107L33 108V111H31V113H30V110H32L31 109ZM243 107H242V109H243ZM250 107V106H249ZM248 107V108H249ZM28 108V109H27ZM62 108V109H61ZM64 108V109H63ZM69 108V109H68ZM245 108V110H248L247 108H246V106L244 107ZM27 109V110H26ZM2 110H3V107L0 105V114H1V116H0V118L1 117H3V115H4V113H2ZM46 110V111H45ZM80 110V111H79ZM41 111V112H40ZM72 111H74V112H72ZM98 111H99V113H98ZM230 111V110H229ZM233 110L229 113V112H227V114H231V113H233L234 112ZM4 112V111H3ZM25 112H29L28 114L27 113H25ZM71 112V113H70ZM88 112V113H87ZM112 112V113H111ZM117 114H116V113ZM21 113V114H22ZM77 113V114H76ZM112 114V116L114 117V119H113V117L111 118L110 117V119H112V120H110L109 119V116H108V114ZM3 114V115H2ZM71 115V116H70ZM98 115H100L102 118H100V116H99V120L102 122H100L99 123V126H98V124L96 123V125H95V123L93 124V122H98V120H97V118H98ZM106 117H105V116ZM125 115V116H124ZM242 115H246V116H242ZM247 115H250L249 117H247ZM68 116V117H67ZM71 118H70V117ZM76 116V117H75ZM103 117H105V118H103ZM116 117V118H115ZM250 117H252V118H256V120H257V123L255 122V119H252V118H250ZM106 118L107 119H109V122H108V120H106ZM123 118H124V121H125V118H126V120H127V122H128V124L126 125L125 124V122L124 123H122V120H123ZM129 118H130V120H129ZM54 119V120H53ZM68 119V120H67ZM93 119H95L96 121H93ZM102 119V120H101ZM120 119H121V121H120ZM232 119V118H231ZM252 119V120H251ZM48 120V121H47ZM239 120H237V121H239ZM261 120V121H260ZM76 121H77V123H76ZM107 121V122H106ZM202 121H203V119L201 118L200 120H198L197 121V125H196V127H198L197 129H196V131L197 132H204V133H206V132H209L204 126L202 127V129L200 128V126H198V124L201 122V124H202ZM228 122V120H222V123H224L225 124V127H231V125L230 124H233L232 122L234 121H232L231 122V120H229V123H227ZM237 121H235V122H237ZM251 121H253L252 123H251ZM18 122V123H17ZM73 124H72V123ZM75 122V123H74ZM80 122V123H79ZM205 122V121H204ZM231 122V123H230ZM241 122V123H242ZM260 122V123H259ZM50 125H52V126H50ZM130 123V124H129ZM238 123V125H239V123L240 122H237ZM55 124V125H54ZM75 124V125H74ZM78 124V125H77ZM80 124V125H79ZM105 124V125H104ZM132 124V126H130ZM200 124V125H201ZM246 124H244L245 126H247ZM14 125V127H12ZM74 125V126H73ZM91 125H92V127H91ZM207 125V124H206ZM242 125V124H241ZM83 126V127H82ZM110 126V127H109ZM114 126V127H113ZM130 126V127H129ZM243 126V125H242ZM109 127V128H108ZM129 127V128H128ZM248 127V126H247ZM13 128H18V130L17 129H13ZM63 128V129H62ZM83 128H84V130H83ZM110 128L112 129V130H110ZM128 128V129H127ZM234 128V127H233ZM258 128V129H257ZM97 129V130H96ZM225 129V128H224ZM224 129H221L220 131H221V134H220V136L221 137H223V134H224V131L226 130H224ZM247 129V130H246ZM61 130V131H60ZM73 130V131H72ZM92 130V131H91ZM127 130L129 131V132H127ZM132 130H134V129H132ZM246 130V131H245ZM84 131V132H83ZM113 131V132H112ZM126 131V132H125ZM260 131V132H259ZM65 132V133H64ZM94 134V135H90V134H92V133ZM111 132L113 133V134H111ZM249 132V133H248ZM251 132V133H250ZM28 133V134H27ZM61 133V134H60ZM97 133V134H96ZM100 133V134H99ZM237 133V134H236ZM245 133H247L248 135H250V136H248L247 134H245ZM253 133V134H252ZM65 134H68V135H65ZM96 134V135H95ZM24 137H23V136ZM112 135V136H111ZM129 135V136H128ZM130 135L132 136L133 135V140H132V137H131V140L133 141H131V140H129L130 139ZM236 135V136H235ZM238 135H241L240 137H238ZM256 135V136H255ZM88 136V137H87ZM139 136V135H138ZM143 136V135H142ZM244 136V137H243ZM259 138H258V137ZM44 137V138H43ZM51 137V138H50ZM56 137H58V138H56ZM72 137V138H71ZM141 137V136H140ZM69 138V139H68ZM81 138V139H80ZM91 138H92V140H91ZM127 138V139H126ZM242 138H244V139H242ZM257 138V139H256ZM76 139V140H75ZM94 139V140H93ZM142 140H144V141H147L144 137H142ZM2 141V142H1ZM70 141V142H69ZM143 141V142H144ZM258 141V142H257ZM259 141H261V143L259 142ZM8 142V143H7ZM95 142V143H94ZM246 142V143H245ZM75 143H79V145H76ZM94 143V144H93ZM147 143V142H146ZM145 143V144H146ZM257 145H256V144ZM23 144V145H22ZM47 144V145H46ZM49 144H50V146H49ZM129 144V145H128ZM149 144V143H148ZM247 146H246V145ZM260 144V145H259ZM24 145H27V146H29V147H26V146H24ZM52 145V146H51ZM55 145V146H54ZM76 145V146H75ZM127 145V146H126ZM251 145V146H250ZM47 148H46V147ZM49 146V147H48ZM58 146V147H57ZM124 146V147H123ZM138 146V147H137ZM244 146H246V148L244 147ZM255 146H256V149H255ZM24 147H26V148H24ZM50 147H54L53 149L52 148H50ZM122 147V148H121ZM130 147V148H129ZM248 147V148H247ZM251 147V148H250ZM12 148H11V150H12ZM15 148V149H14ZM128 148V149H127ZM138 148V149H137ZM24 149V150H23ZM114 149V150H113ZM139 149H141L140 150V153H141V155H139L140 153H139ZM248 149H250V151H248ZM0 150V151H1ZM4 150V151H5ZM32 150V151H31ZM127 150V151H126ZM135 150H136V152H135ZM22 151H24V152H22ZM31 151V152H30ZM62 153H61V152ZM138 151V152H137ZM173 151H175V152H173ZM253 151H256V152H253ZM257 151H259V152H257ZM262 151V152H261ZM19 152V153H18ZM25 152H26V154H25ZM60 152V153H59ZM41 153V154H40ZM84 153V154H83ZM171 153L173 154V155H171V159H169V158H166L165 159V162L163 163V165L165 166V168L163 167L162 168V175L164 176V178L166 179H170V176H171V167H175V166H177V163H178V160H179V157H181V156H179V151H178V149L176 150V149H173L172 151H171ZM20 154V155H19ZM32 154V155H31ZM35 154V155H34ZM121 154V155H120ZM260 154V155H259ZM5 156H9V155H6V154H4ZM30 155H31V159H29V157H30ZM50 155V156H49ZM57 155V156H56ZM71 155V156H70ZM209 156H210V162H211V160H213V162H214V157L216 158V155H214L213 153H209L208 154ZM252 157H251V156ZM255 155H258L257 157L255 156ZM11 156H9L10 157V159H12L11 158ZM176 156V157H175ZM237 156V157H236ZM247 156V157H246ZM255 156V158H254V160H253V157ZM14 157V158H15ZM16 157V158H17ZM37 157V158H36ZM68 157H69V159H68ZM74 157V158H73ZM85 157V158H84ZM143 157V156H142ZM142 157H141V159H142ZM233 157H234V159H233ZM235 157H236V160H235ZM248 157H249V159H248ZM35 158H36V160H35ZM46 158V159H45ZM121 158V159H120ZM124 158H126V159H124ZM128 158V159H127ZM233 159V160H230L229 161V159ZM123 159V160H122ZM170 160L171 161V163L170 162H168L167 160ZM63 160V161H62ZM134 160H135V158H134ZM216 160H217V158H216ZM257 160H258V163H257ZM260 160V161H259ZM262 160V161H261ZM8 161H10V160H8V158H7V160H6V162H8ZM116 161V162H115ZM124 161V162H123ZM132 161H133V159H132ZM218 161V160H217ZM216 161V162H217ZM253 161V162H252ZM5 162V163H6ZM34 164H33V163ZM227 162V163H228ZM261 162H262V164H261ZM30 163V164H29ZM40 163H42L41 164V166H40ZM65 163H66V165H65ZM69 163V164H68ZM168 163V164H167ZM218 163V162H217ZM237 163V164H236ZM244 163H245V165H244ZM253 163H255V164H253ZM36 164V165H35ZM40 166H38V165ZM44 164V165H43ZM55 164L57 165L56 167H55ZM67 164H68V166H67ZM114 164V165H113ZM260 164V165H259ZM6 165H8V163H6ZM60 165H62V166H60ZM64 165V166H63ZM116 165V166H115ZM256 165V166H255ZM30 166V167H29ZM115 166V167H114ZM119 166V167H118ZM242 166H244V167H242ZM31 167H33V168H31ZM35 167V168H34ZM39 167V168H38ZM43 167V168H42ZM63 167V168H62ZM69 167V168H68ZM74 167H76V170H75V168ZM108 167H109V169H108ZM118 167V168H117ZM120 167H122V168H120ZM257 167V168H256ZM31 168V169H30ZM39 170H38V169ZM66 168H68V169H66ZM82 168V169H81ZM111 168V169H110ZM115 168V169H114ZM126 168H129V167H126ZM170 168V169H169ZM37 171H36V170ZM41 169V170H40ZM74 169V170H73ZM120 169V171L118 172L119 173V176L120 177H118L117 176V171ZM164 169V170H163ZM32 170V171H31ZM36 171V173H32V172H34V171ZM66 172H65V171ZM112 170V171H111ZM117 170V171H116ZM126 170V169H125ZM69 171V172H68ZM92 171V172H91ZM113 171H114V173H113ZM65 172V173H64ZM74 172V173H73ZM38 173H40V174H38ZM45 173V174H44ZM61 173V174H60ZM82 173V174H81ZM93 173V174H92ZM165 173V174H164ZM243 173V174H242ZM27 174V175H26ZM30 174V175H29ZM33 174L35 175V176H33ZM38 174V175H37ZM60 174V175H59ZM67 174V175H66ZM73 174V175H72ZM92 174V175H91ZM113 174V175H112ZM116 174V175H115ZM197 174V173H196ZM238 175V176H236V175ZM29 175V176H28ZM32 175V176H31ZM84 175H88V176H84ZM166 175V176H165ZM189 175H192V181H191V179H190V181H188V177L189 178H191V176H189ZM61 176V177H60ZM68 176V177H67ZM70 176H71V178H70ZM75 176V177H74ZM102 176V177H101ZM194 176V177H193ZM196 176V177H195ZM257 176H259V178H261V179H259V181H258V178H257ZM92 177V178H91ZM236 177V178H235ZM248 177V178H247ZM29 178H30V180H29ZM37 180H36V179ZM57 178H59V179H57ZM83 178V179H82ZM87 178V179H86ZM91 178V179H90ZM101 178H103V179H101ZM107 180H106V179ZM110 178H111V180H110ZM203 178V179H202ZM246 178V179H245ZM254 178V179H253ZM256 178V179H255ZM23 179V178H22ZM26 179H24V180H26ZM55 179V180H54ZM114 179V180H113ZM166 179V180H167ZM251 179V184H249L248 183V181ZM29 180V181H28ZM36 180V181H35ZM64 182H63V181ZM85 180H86V182H85ZM104 180H106V181H104ZM194 180V181H193ZM198 180V181H197ZM247 180V181H246ZM74 181V182H73ZM84 181V182H83ZM92 183H90V182ZM103 181V182H102ZM26 182V183H27ZM57 182V181H56ZM75 182H76V184H75ZM81 182V183H80ZM100 182H102V183H104L105 184V182H106V184H105V187L103 188L102 187V184L100 183ZM189 182H190V184H195L194 185V190H193V186L192 185H190L189 184ZM192 182V183H191ZM73 183V184H72ZM85 183V184H84ZM248 183V184H247ZM12 184H14V183H12ZM101 184V185H100ZM200 184V185H199ZM230 184H231V186H230ZM253 184V185H252ZM31 185V186H32ZM70 185V186H69ZM72 185H76L77 187H74V186H72ZM208 185V186H207ZM233 185V186H232ZM252 185V186H251ZM256 185H258V188L256 187ZM262 185V186H261ZM86 186H87V188H86ZM98 186V187H97ZM33 187V186H32ZM74 187V188H73ZM232 187H234L233 189H232ZM253 187V188H252ZM34 188V187H33ZM33 188H31V189H33ZM86 188V189H85ZM192 190H191V189ZM59 189L61 190V189H63V188H61V187H59ZM64 189H66V188H64ZM63 189V190H64ZM75 189V190H74ZM93 189V190H92ZM101 189V190H100ZM230 189V190H229ZM257 189H259V190H257ZM89 190H91V191H89ZM209 190H210V187H209ZM62 191V190H61ZM118 191V190H117ZM193 191V192H192ZM258 191V192H257ZM5 192H6V196L8 195V194H10L9 196H8V198H10L11 200H8L7 202H6V200L8 199V198H6V199H4V200H2L3 201V203H7V204H3V205H1L0 204V213H2V215H3V212L4 211H6L7 210V215H10L11 217L15 214V209L17 208L14 204H13V200H15V199H17L18 201H19V196H18V194L15 192V191H12L11 189L9 190V189H6L5 190ZM64 192H65V190H64ZM99 192V195L97 194ZM101 192V193H100ZM116 192V193H115ZM247 192V193H246ZM14 193V194H13ZM198 193V194H197ZM253 193V194H252ZM77 194H79V195H77ZM80 194H81V197H79L80 196ZM196 194V195H195ZM245 194H247V195H249V196H245ZM255 194H257V197H255L254 198V196H256ZM11 195H13L12 197H10ZM83 195H85L84 197H83ZM95 195V196H96ZM111 195H112V198H111ZM114 195H115V197H114ZM118 195H120L119 197H117ZM198 195H200V196H198ZM245 196V197H249L248 198V201H247V199L245 198V202L243 203V201H242V198H244V197H242V196ZM258 195H260V196H258ZM195 196V197H194ZM230 196V197H229ZM250 196H252V198L250 199ZM19 199H18V198ZM114 197V198H113ZM194 197V198H193ZM197 197V198H196ZM204 197V199H202ZM229 197V198H228ZM242 197V198H241ZM120 198H121V200H120ZM241 200H240V199ZM255 199V201H253L252 199ZM261 198V199H260ZM56 199V200H55ZM83 199V200H82ZM114 199V200H113ZM194 199H197V200H194ZM233 199V200H232ZM234 199H235V201H234ZM16 200V201H17ZM60 200V199H59ZM59 200H57V198H49V199H45V201H43V202H41L42 203V206L39 204L38 206H40V207H38V208H36V210H38V213H37V215H39V217H41V215L42 214H44V213H40L41 211H40V209L43 211V212H46L47 211V213H48V215H56V216H58V214H60V213H62L63 212V210H64V206L63 207H60V206H62V202L59 204ZM64 200H66V199H64ZM63 200V202H65ZM70 200H72V202L70 201ZM199 200H202V201H199ZM244 200V199H243ZM256 200H259V201H257L256 202ZM2 201H0V202H2ZM12 201V202H11ZM17 201V202H18ZM70 201V202H69ZM83 201V202H82ZM113 201V202H112ZM198 201V202H197ZM242 201V202H241ZM12 204H11V203ZM58 202V205H60L59 207H60V210H62V211H58L59 210V207L57 208V203ZM232 202H235V203H232ZM239 202V203H238ZM253 202V203H252ZM20 204H21V200H20V202H19ZM19 203H17L19 206L18 207H21V209H22V204H21V206H20V204ZM93 203H94V200H93ZM109 203V204H108ZM242 203L243 204H247V205H245L246 207H244L245 208V210H244V208H242L244 205H242ZM256 203V204H255ZM64 204V203H63ZM95 204V203H94ZM197 204V205H196ZM215 204H213V205H215ZM252 204V205H251ZM7 205V206H6ZM9 205V206H8ZM13 205V206H12ZM107 205V206H106ZM108 205H110V207L108 208ZM201 205V206H200ZM203 205V206H202ZM220 205V204H219ZM233 205H235V206H233ZM249 205H251L252 207H249ZM222 206V205H221ZM228 206V207H227ZM254 206V207H253ZM4 207H5V209H4ZM198 207H199V209L201 210V208H202V211H198L199 209H198ZM62 208V209H61ZM113 208V209H112ZM207 208V209H206ZM226 208V209H225ZM253 208V209H252ZM27 208L26 207H24L23 206V209L21 210V211H27V212H24V213H22V214H24V216H22V218H24L23 220H26V223H27V226L28 225H30L31 224V222H30V220H31V214H29L30 212L28 211V209L26 210ZM58 209V210H57ZM81 209V208H80ZM169 209V208H168ZM195 209V208H194ZM194 209H191L192 211H195ZM50 211H52V213L50 212V214H49V212ZM80 211V210H79ZM90 211H92V210H90ZM165 211V212H164ZM235 211V212H234ZM236 211H237V214H236ZM29 212V213H28ZM106 212V211H105ZM133 212V213H132ZM205 212V213H204ZM224 212H225V214H224ZM246 213L247 214V220L246 221H244V225L242 226L241 224L239 225L240 226V228L242 227L243 229L240 231V228L237 226V224L238 223H236V220L238 221V218H239V216H240V214L241 213ZM252 212H255V213H252ZM47 213H45V216H46V214ZM57 213V214H56ZM218 213V214H217ZM257 213V214H256ZM6 213H4V215H5ZM137 214V215H136ZM188 214V213H187ZM190 214V213H189ZM216 214V215H215ZM256 214V215H255ZM121 215V216H120ZM200 215V216H199ZM238 215V216H237ZM30 216V217H29ZM162 216V217H161ZM190 216V215H189ZM191 216V217H192ZM195 216H197L196 218H195ZM210 217L211 216V220L215 223H213L211 220H209V218L208 217ZM227 216V217H226ZM14 217V216H13ZM60 217H62V215H59L58 216V218H60ZM103 217V216H102ZM117 217V216H116ZM201 217V218H200ZM0 218H2V216H1V214H0ZM109 219V221H108V219ZM121 218V219H120ZM213 218V219H212ZM221 218V219H220ZM11 219V218H10ZM13 219V218H12ZM10 220L9 221V219H6V220H8V221H6V222H4L5 221V219H4V221H3V225L0 223V245H2L3 244V242L6 244V242H9V244H11L12 242H16L15 240L17 239V237H18V235H19V231L20 230H18L17 229V231H16V229H15V231H13L12 233L10 232V229H13L14 230V228H12L13 227V225L15 224V222H14V220ZM107 219V220H106ZM176 219V220H175ZM202 219V220H201ZM121 220H122V222H121ZM197 220V221H196ZM209 220V221H208ZM221 220V221H220ZM227 220V222H229V223H224L225 221ZM250 220V221H249ZM1 221H2V219H1ZM0 221V222H1ZM199 221V222H198ZM212 222V223H210L209 224V222ZM220 221V222H219ZM232 221V223H231V227H230V222ZM23 222H25V221H23ZM203 222V223H202ZM30 223V224H29ZM122 223V224H123ZM220 223H221V225H220ZM224 223V224H223ZM13 224V225H12ZM96 224V225H95ZM124 224H123V226H124ZM132 226H131V225ZM178 224L180 225V226H178ZM225 224H227V225H229V227L227 226V225H225ZM103 225V226H102ZM146 225V224H145ZM174 225H175V227H174ZM208 225V226H207ZM214 225H218L216 228L214 227ZM225 225V226H224ZM233 225H235V227L238 229V231L236 230V228L233 226ZM15 226V225H14ZM197 226V227H196ZM207 228H206V227ZM211 226V227H210ZM215 228V229H212L213 227ZM224 226V227H223ZM232 226H233V231H232V229H230V228H232ZM244 226H246V227H244ZM9 227V228H8ZM101 227H103V228H101ZM122 227V226H121ZM140 227V228H139ZM171 227L172 228H174L173 230L171 229ZM203 227V228H202ZM210 227V228H209ZM226 227V228H225ZM147 228V229H146ZM167 228V229H166ZM186 228H189V226L188 227H186ZM185 228V229H186ZM205 228V229H204ZM218 228H225L224 230H229L230 229V231H228V233H229V235H228V233H227V230H226V235H224L223 233H225V231H220V229H218ZM244 228L246 229H248V231H246V230H244ZM9 229V230H8ZM28 229H29V231H31V230H34V228L33 227H31V225H30V227L28 226ZM99 229V230H100ZM137 229H139V230H137ZM145 229H146V231L147 232H145ZM210 229H211V231L212 232H210ZM217 229H218V231H217ZM223 229H221V230H223ZM175 230V231H174ZM208 230H209V232H208ZM215 230V231H214ZM144 231V232H143ZM167 231L169 232V234L167 233ZM215 232V236H212L213 234H214V232ZM242 231H243V233H242ZM246 231V232H245ZM15 232V233H14ZM112 232V231H111ZM143 232V233H142ZM160 232V233H159ZM183 232V233H182ZM188 232V231H187ZM219 232V233H218ZM247 232H249V234H246ZM134 233V234H133ZM145 233V234H144ZM165 233V234H164ZM167 233V234H166ZM209 233H211V234H209ZM38 234H40V232H38ZM141 234V235H140ZM148 234V235H147ZM208 234V235H207ZM222 234H223V237L221 238V236H222ZM244 234V236H245V239H244V237L243 236H241V235H243ZM134 235V236H133ZM155 235V236H154ZM158 235V236H157ZM185 235V234H184ZM211 235V236H210ZM250 235V236H249ZM155 238H154V237ZM157 236V237H156ZM166 236V237H165ZM204 236V237H203ZM209 236V237H208ZM225 236H227L226 238H225ZM147 237V238H146ZM163 237H165V238H163ZM172 237V236H171ZM174 237V236H173ZM183 237V236H182ZM196 237H198V239L196 238ZM208 237V238H207ZM240 237H243V239H241ZM248 237V238H247ZM95 238V239H94ZM94 238H89L87 241L88 242H86V246H85V250L87 251V250H90L89 252H91L92 250L91 249H93L94 247H95V249H98V248H101L102 247V238L99 236V235H96ZM129 238V237H128ZM157 238V239H156ZM207 238V239H206ZM210 238H212L211 239V241H210ZM233 238V239H232ZM78 238H76V240H77ZM133 239H138L137 241H136V244H137V246H138V248H139V250H138V248L136 247H134L135 245V243L133 242V241H135V240H133ZM150 239V240H149ZM168 239H170V237L168 238ZM216 239V237L213 239V240H215ZM227 239H228V241H227ZM261 239V240H260ZM53 236L51 235V236H49V241H47V243L49 242V243H51V244H49L48 243V246L51 248V246L53 247L54 246V244H53ZM76 240L74 239V241L76 242ZM95 240V241H94ZM145 240V242H144V244L142 243L143 241ZM161 240V241H160ZM189 240V242H192L191 243V246L190 245H187V241ZM207 240V241H206ZM240 240H241V242H243V243H239L240 242ZM73 241V242H74ZM129 241H130V239H129ZM159 241V242H158ZM195 241V242H194ZM200 243H199V242ZM204 241V242H203ZM239 241V242H238ZM250 241V242H249ZM74 242V243H75ZM78 242V241H77ZM76 242V243H77ZM149 242H151V243H149ZM160 242H162V244L160 243ZM198 242V243H197ZM215 242H216V240H215ZM218 242V241H217ZM216 242V243H217ZM237 242L239 243V244H237ZM245 242V243H244ZM130 243V242H129ZM141 243V244H140ZM152 243H154V244H152ZM164 243V244H163ZM167 243V244H166ZM171 243V242H170ZM169 243V244H170ZM4 244V245H5ZM13 244V243H12ZM53 244V245H52ZM91 244V245H90ZM101 244V245H100ZM110 244V243H109ZM108 243H107V245L106 246H104V247H108V245H109ZM111 244H114V246L115 245H117V243H111ZM196 244V245H195ZM197 244H199V245H197ZM200 244L202 245V247H200ZM208 244V247L207 246H205L204 248H203V246L204 245H207ZM209 244H211V245H209ZM220 244H217V245H219V247H220V250L222 249V248H224V247H222L221 248V246H223V244L222 245H220ZM237 244V245H236ZM247 244V245H246ZM250 244V245H249ZM51 245V246H50ZM72 245H73V243H72ZM131 245V244H130ZM141 246V249H140V246ZM185 245V246H184ZM193 245V246H192ZM232 245V246H231ZM246 246V247H244V246ZM92 246H93V248H92ZM118 246V245H117ZM200 247V250H199V247ZM211 246L213 247V249H214V246L217 248L215 251L211 248ZM2 247V246H1ZM0 247V249L2 250V248ZM91 247V249H89ZM109 247H111L110 245H109ZM164 247V248H163ZM166 247V248H165ZM191 247V248H190ZM209 247H210V249H209ZM226 247V248H227ZM251 247H253V248H251ZM262 248V250H260L261 248ZM87 248V249H86ZM181 248V249H182ZM206 248H208V250L206 249ZM158 249V250H157ZM165 249H166V251H165ZM187 249V248H186ZM185 249V250H186ZM196 249V250H195ZM212 249V250H211ZM239 249V250H238ZM253 249V250H252ZM161 250H163V251H161ZM202 250V251H201ZM223 250V249H222ZM224 250H226V249H224ZM251 250H252V252H251ZM254 250H256V251H254ZM132 251V250H131ZM147 251H149V252H147ZM157 251H159V254H155ZM186 251H188V249L186 250ZM191 251V252H192ZM218 251V252H217ZM250 251V252H249ZM83 252V253H82ZM132 252H134V251H132ZM143 252V253H142ZM144 252H146V253H148L149 255H150V258H149V255H146ZM151 252V253H150ZM153 252H154V254L155 255H153ZM190 252V251H189ZM198 252H200V253H198ZM220 252V253H219ZM238 252V253H237ZM247 252V253H246ZM140 253V254H139ZM218 253V254H217ZM229 253H227L228 255H229ZM255 253V254H254ZM9 253H7V255H8ZM81 256H80V255ZM139 254V257L137 256ZM161 254V256L159 257L158 255H160ZM203 256H202V255ZM6 254L4 253V255H2L3 257L5 256ZM6 255V256H7ZM15 255V254H14ZM14 255H12V257L14 256ZM84 255H85V252L84 251H82V248L81 249H77V250H75V257L77 256V260H78V263H76V264H79V261H81V260H79V259H83V260H85V258H84ZM133 255H134V258H133ZM153 257H152V256ZM171 255L173 256V258L171 257ZM185 255V256H184ZM198 255V256H197ZM200 255V256H199ZM217 257H216V256ZM220 255V256H219ZM81 257V258H78V257ZM91 256V255H90ZM162 256H164L163 258H161ZM166 256V257H165ZM169 256V257H168ZM181 256V257H180ZM190 256V257H189ZM202 256V257H201ZM219 256V257H218ZM251 256H252V258H251ZM12 257L11 256H7L6 258H10L9 260H12V261H10L12 264H15L14 263V261H15V258H17V255H15L14 257L15 258H13L12 259ZM92 257H93V255H92ZM144 257V258H143ZM152 257V258H151ZM157 257H159V258H157ZM185 259H184V258ZM207 257V258H206ZM215 257V258H214ZM5 258V257H4ZM132 258V259H131ZM136 258V259H135ZM155 258V259H154ZM160 258H161V260H160ZM168 259V261H167V259ZM175 258H176V260H175ZM221 258H223V261L221 260ZM230 258V257H229ZM231 258H234L233 256L231 257ZM162 259H164V262L162 263ZM170 259H172V260H170ZM207 261H205V260ZM218 259V260H217ZM225 259H227V262H229V263H227L226 262V260ZM235 259V258H234ZM238 259V258H237ZM248 259V260H247ZM6 260V259H5ZM4 260V261H5ZM17 260V263L16 264H19L20 263V260L17 258L16 259ZM134 260H137V261H134ZM157 260V261H156ZM170 260V261H169ZM6 261H8V260H6ZM5 261V262H6ZM24 262H25V264H29V263H27L25 260H23ZM64 261V260H63ZM130 261H129V264H131L130 263ZM167 261V262H166ZM225 261V262H224ZM260 261V262H259ZM137 262V263H136ZM34 264H38L39 262H37V260H34V262H33ZM81 263V262H80ZM237 263V261H235V264ZM21 264V263H20Z\"/></svg>","mask_w":264,"mask_h":264}]
</instances>
